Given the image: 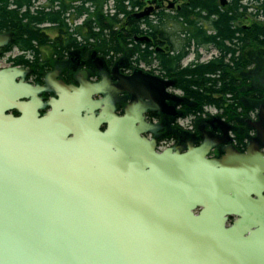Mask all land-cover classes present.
<instances>
[{"label": "water", "instance_id": "obj_1", "mask_svg": "<svg viewBox=\"0 0 264 264\" xmlns=\"http://www.w3.org/2000/svg\"><path fill=\"white\" fill-rule=\"evenodd\" d=\"M165 2L180 0H149L135 17ZM174 87L137 71L122 116L110 94L53 102L41 121V90L15 83L9 108L22 118L8 119L0 101V264H264V105L247 154L229 146L218 117L227 140L158 153L144 114L185 103L166 92ZM223 145L221 160L208 158Z\"/></svg>", "mask_w": 264, "mask_h": 264}, {"label": "trees", "instance_id": "obj_2", "mask_svg": "<svg viewBox=\"0 0 264 264\" xmlns=\"http://www.w3.org/2000/svg\"><path fill=\"white\" fill-rule=\"evenodd\" d=\"M35 1L0 0V29L14 30L31 53L38 55L39 48L56 41L68 43L63 49L75 47L72 35L81 36L76 39L98 54L129 55L136 65L153 66L173 80L190 105L188 115L212 107L232 121L238 112L254 110H245L246 102L256 108L264 102L262 89L245 91L246 81L241 80L253 64L246 52L264 50V0H249L247 5L230 0L224 8L218 0H185L176 10H160L144 20L135 15L148 0H42V12L31 14ZM249 18L253 21L243 24ZM41 25L52 27L54 41L39 29ZM73 27L77 28L71 32ZM144 34L151 44L135 42ZM202 49L217 57L203 62ZM193 54V61L184 64ZM259 61L263 66L264 60Z\"/></svg>", "mask_w": 264, "mask_h": 264}, {"label": "flooded vegetation", "instance_id": "obj_3", "mask_svg": "<svg viewBox=\"0 0 264 264\" xmlns=\"http://www.w3.org/2000/svg\"><path fill=\"white\" fill-rule=\"evenodd\" d=\"M11 9L15 7L11 6ZM30 10L31 14L42 12V0L35 1ZM42 28L54 41L55 39H52L48 33L50 28L41 25L39 29L42 30ZM0 36L7 37L6 42L0 45V101L4 103L8 119L22 118L20 113L9 108L14 100L15 83L27 84L41 90L38 97L42 100V110L39 114V120L42 121L48 118V114L53 111L51 107L53 102L69 100H82L85 103L99 102L105 100L110 94L117 101L116 114L122 116L132 99L131 95L124 90L137 71L152 78L173 81L163 77L153 66L136 65L130 57H119L112 53L108 56L98 54L85 41L76 39L77 35H72L73 41H71L77 40V46L63 49V46L66 47L68 44L65 41L63 45L59 41L55 44L50 42L49 51H42V48H39L38 55L31 53L21 44L22 40L18 38L14 30L0 29ZM15 72H17L16 79ZM98 89L103 92L96 93ZM166 92L176 96L173 90ZM144 103H149V101L144 100ZM168 105L175 107L173 103H168ZM246 105L245 110L249 107L254 110L250 112L242 110L233 116L232 121L218 117L231 126L228 135L231 140L229 146H232L240 155L247 154L249 144L257 137V133L250 127L251 123L258 122V107L248 102ZM261 105H264V102ZM188 107L190 105L183 103L168 115L148 110L144 114L145 121L155 126L156 129L147 138L156 139L158 145H163L165 149H174L175 152L181 151L182 154L188 152L190 147L200 148L217 139L227 140L217 117H204L205 115L202 116L201 113L188 115ZM190 118L194 120L191 127L181 124ZM105 128V126L102 128L103 132ZM67 138L72 139L73 136L70 135ZM229 146L212 148L208 158L221 160L226 155L225 152ZM260 153L264 155V149H261ZM233 220L234 218H230V222Z\"/></svg>", "mask_w": 264, "mask_h": 264}, {"label": "rangeland", "instance_id": "obj_4", "mask_svg": "<svg viewBox=\"0 0 264 264\" xmlns=\"http://www.w3.org/2000/svg\"><path fill=\"white\" fill-rule=\"evenodd\" d=\"M70 1H72V0H70ZM241 1H242V3L244 5H247L248 2H249V0H241ZM185 2H186L185 0H182L180 2V5H182ZM218 2H220V0H218ZM229 3H230V0H229ZM44 4H45V1L42 2V5H44ZM165 7H168L167 3H165ZM151 19L154 20L153 17ZM261 20H263V18ZM252 21H253V19L249 18V20H247L245 22L243 21V24H248L249 25ZM48 33L51 35L52 39H55L56 34L53 31H48ZM49 47L50 46L42 48V51H44V50L49 51V49H48ZM201 52L200 53L202 54V59L204 60V62L209 60V57H210L209 54L212 51L209 52L206 49H202ZM246 56L249 59H253V61H252L253 64L245 72L244 76L241 79V80H245L246 81V85H245V88L243 90L250 91V90L262 89L264 91V65L263 66L259 65V63H260L259 60L260 59L264 60V50L250 49L249 51L246 52ZM122 57L129 58L130 56L129 55H125V56H122ZM194 57H195L194 54L191 55L188 59L185 60L184 64H188L189 62L193 61ZM203 115H205L204 117H209V116L213 117V116H219V115L221 116L222 112H219L218 110H216L215 108H212V107H206L204 109V112H203L202 116ZM193 122H194V120L192 118H190L184 124L182 122H181V124L184 125L185 127H188V126L191 127ZM158 146H160V148H158ZM157 148L158 149H165V147L163 145H158V144H157ZM160 152H162V151H160ZM232 223L233 222H230V220H229V224L232 225Z\"/></svg>", "mask_w": 264, "mask_h": 264}, {"label": "bare ground", "instance_id": "obj_5", "mask_svg": "<svg viewBox=\"0 0 264 264\" xmlns=\"http://www.w3.org/2000/svg\"><path fill=\"white\" fill-rule=\"evenodd\" d=\"M76 1H85V0H76ZM148 1H149V0H148ZM148 1H147V6H146L142 11H137L136 15L142 13L143 11H145V9H146V8L148 7V5H149V4H148ZM181 1H182V0H180V2H181ZM180 2L176 5V7H175L174 9H171V10H175L177 7H179ZM165 3H166V2H165ZM228 3H229V0H228ZM228 3H227V5H228ZM220 5H221V4H220ZM227 5H226V6H227ZM226 6H225V7H226ZM223 8H224V7H223ZM161 10H168V11H171L170 9H168V7H165V8H163V9H161ZM159 11H160V10H159ZM155 12H158V11H154V13H155ZM154 13H153V14H154ZM153 14H152V15H153ZM136 15H135V16H136ZM152 15H151V16H152ZM151 16H150V17H151ZM150 17H148V18H150ZM138 20H139V19H138ZM142 20H144V19H142ZM79 21H81V20H79ZM79 21L75 22V25H81V24L83 23V19H82V23H81V24H78ZM144 37H147V36H144ZM148 38H149V37H148ZM136 39H137V37H135V42H138V41H136ZM149 39L151 40V38H149ZM138 43H141V42H138ZM151 43H152V40H151L149 43H146V44H151ZM141 44H144V43H141Z\"/></svg>", "mask_w": 264, "mask_h": 264}, {"label": "built area", "instance_id": "obj_6", "mask_svg": "<svg viewBox=\"0 0 264 264\" xmlns=\"http://www.w3.org/2000/svg\"><path fill=\"white\" fill-rule=\"evenodd\" d=\"M82 23V20L78 22V24H81Z\"/></svg>", "mask_w": 264, "mask_h": 264}]
</instances>
